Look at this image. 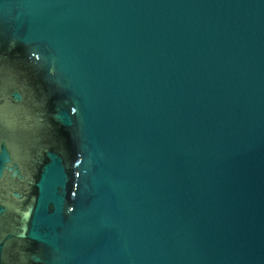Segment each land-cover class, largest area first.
<instances>
[{"label": "water", "instance_id": "95a60500", "mask_svg": "<svg viewBox=\"0 0 264 264\" xmlns=\"http://www.w3.org/2000/svg\"><path fill=\"white\" fill-rule=\"evenodd\" d=\"M0 264H264V0H0Z\"/></svg>", "mask_w": 264, "mask_h": 264}]
</instances>
